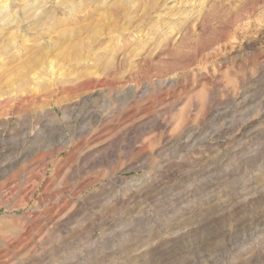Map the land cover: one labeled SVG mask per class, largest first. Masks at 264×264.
Wrapping results in <instances>:
<instances>
[{"label": "rangeland", "instance_id": "374dc122", "mask_svg": "<svg viewBox=\"0 0 264 264\" xmlns=\"http://www.w3.org/2000/svg\"><path fill=\"white\" fill-rule=\"evenodd\" d=\"M0 264H264V0H0Z\"/></svg>", "mask_w": 264, "mask_h": 264}, {"label": "bare ground", "instance_id": "6f19581e", "mask_svg": "<svg viewBox=\"0 0 264 264\" xmlns=\"http://www.w3.org/2000/svg\"><path fill=\"white\" fill-rule=\"evenodd\" d=\"M132 118H134V114H132V112H131V114L129 115V116H127V118H126V122L127 121H130ZM149 123H152L154 126H160L161 125V121L159 120V118H158V115L157 116H155V117H153L152 119H150L149 121H148ZM111 127V126H110ZM131 128H133V126L131 127ZM109 129V128H108ZM129 133V131H127V132H125V133H123V135L125 136L126 134H128ZM103 134V133H102ZM98 136V135H97ZM121 137L123 138V136L121 135ZM121 137L120 138H115L116 140V142L118 143V142H120V140H117V139H121ZM114 141V142H115ZM41 166V165H40ZM38 168H39V166H38ZM58 171V170H57ZM35 176V175H34ZM36 176H38V180H39V182L41 183V178L39 177V175L37 174ZM34 178V177H33ZM35 179V178H34ZM37 180V181H38ZM54 195V194H53ZM26 199H27V195L25 194V196H24ZM53 216V215H52Z\"/></svg>", "mask_w": 264, "mask_h": 264}]
</instances>
